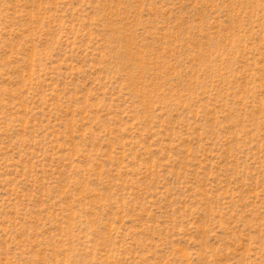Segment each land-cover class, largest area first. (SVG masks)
Returning a JSON list of instances; mask_svg holds the SVG:
<instances>
[{"label":"rangeland","instance_id":"rangeland-1","mask_svg":"<svg viewBox=\"0 0 264 264\" xmlns=\"http://www.w3.org/2000/svg\"><path fill=\"white\" fill-rule=\"evenodd\" d=\"M0 264H264V0H0Z\"/></svg>","mask_w":264,"mask_h":264}]
</instances>
